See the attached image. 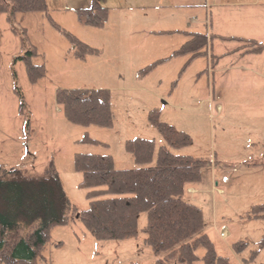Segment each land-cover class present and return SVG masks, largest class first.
<instances>
[{
	"label": "rangeland",
	"instance_id": "1",
	"mask_svg": "<svg viewBox=\"0 0 264 264\" xmlns=\"http://www.w3.org/2000/svg\"><path fill=\"white\" fill-rule=\"evenodd\" d=\"M76 1L48 0L47 10L81 40L99 48L98 52L84 56L76 53L73 42L51 23L45 11H17L10 18L8 12H0V164L34 174L57 172L68 198L80 211L89 206L90 198L88 188L80 184L82 173L75 167V153L111 154L118 168L138 166L125 148L126 140L141 136L154 138L157 145L166 143L149 117L150 110L158 108L161 120L193 137L182 150L170 148L205 158L207 168L219 169L217 182L220 181L224 193L202 191L195 199L203 209V230L213 240L217 252L227 256L230 264H264V248L252 256L264 232V217L247 215L254 203L264 202V110L259 113L258 101L253 104L260 99V95L256 97L261 92L260 84L242 77V68L235 67L230 58L222 63L231 68L229 75L218 81L209 72L213 60L208 62L209 67L203 65L205 55L195 59L183 79L180 76L190 62L185 67L186 60L175 64L181 58L168 62L181 55L160 61L141 73L147 65H141L145 58L163 54L170 46H180L185 35L171 36L168 29L155 31L158 35L136 37L146 30L145 26L134 28L127 35L132 21L119 14L146 11H127V5L117 7V3L104 28L93 26L75 10L79 7ZM204 6L195 7L202 10ZM232 8L229 6V10ZM186 9L167 5L154 11ZM213 10L215 22L219 20L221 6H214ZM123 24L125 31L121 33ZM260 38L264 43V30ZM210 39L211 35L208 53ZM30 49H36L32 62L44 66L43 74L35 82L31 81L25 62ZM260 52L255 60L264 63V48ZM202 66L209 71L201 74ZM196 69L199 74H194ZM222 87L224 93L220 94ZM59 88H108L112 125L70 121L56 99ZM218 104L224 105L221 116ZM260 160L263 165L251 170ZM206 167L202 170L201 185L209 189L211 180L205 176ZM146 223L147 212L141 211L135 235L99 239L75 217L67 224L52 227L51 239L42 252L44 258L38 256V264H153L164 253L157 255L145 242ZM224 228L232 235L224 237ZM236 241L247 243L236 251ZM203 252V247H199L198 253Z\"/></svg>",
	"mask_w": 264,
	"mask_h": 264
},
{
	"label": "trees",
	"instance_id": "2",
	"mask_svg": "<svg viewBox=\"0 0 264 264\" xmlns=\"http://www.w3.org/2000/svg\"><path fill=\"white\" fill-rule=\"evenodd\" d=\"M47 0H0V12L10 18L17 11H45L51 23L73 42L76 53L84 56L98 52L95 47L76 36L57 22L47 10ZM75 10L84 21L102 26L109 17V6L93 0L89 6ZM176 30H168L175 32ZM190 37L168 56L144 66L147 71L156 63L172 56L189 54L191 59L208 53L209 35L202 31H185ZM236 38L243 41L245 51L260 52L264 43L253 37ZM30 49L25 62L31 81L44 72V66L34 64ZM183 67V68H184ZM56 99L64 115L80 124L95 123L110 126L113 123L111 91L108 88H59ZM150 120L164 136L166 143L157 145L154 138L137 136L126 140V149L132 153L138 166L118 168L111 154L76 152L75 167L82 173L81 185L88 188L89 206L77 210L68 198L57 172L28 173L19 167L0 164V263L38 264L44 258L43 249L51 239V229L67 224L75 217L83 221L99 239H122L138 232L141 211L147 212L145 242L158 255L153 264H230L227 256L219 254L213 240L203 230L204 213L201 206L186 197L189 183L202 178L207 159L179 153L193 141L185 130L161 120L159 109L149 113ZM92 141L96 139L90 138ZM247 215L264 217V202L252 205ZM246 241L233 243L241 251ZM203 247V254L198 248ZM264 248V232L252 256Z\"/></svg>",
	"mask_w": 264,
	"mask_h": 264
},
{
	"label": "crops",
	"instance_id": "3",
	"mask_svg": "<svg viewBox=\"0 0 264 264\" xmlns=\"http://www.w3.org/2000/svg\"><path fill=\"white\" fill-rule=\"evenodd\" d=\"M92 0H77L75 5L77 6H88L90 5ZM101 4L109 6L110 13L108 19H110L112 10L114 8L115 3L118 4L117 7H123L127 5V11L129 9H133L136 11L137 9H144L146 12L138 14L137 12H126L120 13L122 16H129L132 21L130 27L131 31L126 32L127 35L132 34L134 28H140L142 26L146 27V30L143 31L141 35L137 34L136 37H145V36H153L156 34L155 31L158 30H176L172 32L171 36H183L185 35V40L190 37V34L185 31H202L206 32L208 35H211L210 39V50L211 53H207L205 55V59H202L204 66L209 67V61L213 60L214 65H212V70L208 71L212 72V77L224 78L229 75L230 67L222 64L225 60L231 59L232 64L243 70L241 74L242 77H249L251 82L260 84L261 92L256 95L258 97L260 95L259 100L253 101V104L257 102V106L259 107V113L264 110V63H259L255 60L256 56H260L261 52H250L245 51V48L242 46L243 41L236 38L235 36L240 37H253L261 41V36H263L264 30V0H98ZM203 1V2H201ZM48 2V0H47ZM89 3V4H88ZM198 4H204L202 7L204 9L201 10V7H195ZM167 5H175L181 6L184 8H188L185 11H171V12H156L154 10H161L162 7ZM221 6V13L219 15V20L213 21V14L215 10H213L214 6ZM229 6H233L232 9L229 10ZM112 9V10H111ZM141 15L144 17L141 18ZM145 20V21H143ZM106 23L102 25L100 28H104ZM123 32L125 31L124 24L122 25ZM178 34V35H177ZM158 35V34H156ZM150 39V38H149ZM174 39V37H173ZM179 45H173L168 47L163 54H157L154 57L145 58V61H142L141 65L148 64L149 62L158 59L159 57H165L171 54V52L176 49ZM190 57L189 54H183L179 57H172L168 62H170L173 58H181L178 59L180 61H176L175 64L179 65L181 62L188 60ZM200 57V56H198ZM196 57V58H198ZM190 60V64L188 68L183 72L180 76V79H183L186 76L187 71L194 66L195 59ZM201 67L202 73L207 71V68ZM181 68V67H180ZM200 69V68H199ZM199 69L193 70L194 74H199ZM204 71V72H203ZM207 71V72H208ZM179 79V80H180ZM220 94L224 93V87L219 91ZM257 99V98H256ZM250 102V100H249ZM191 108V107H190ZM224 105L218 104V114L221 116L223 114ZM264 125V123H263ZM264 145V144H263ZM182 148L179 149H183ZM263 154L261 159H264V148L262 149ZM180 153H188L187 151H182ZM246 161H244V164ZM255 167H252L251 170L256 171L261 165H263V161H258ZM208 166V165H207ZM209 167V166H208ZM229 167V164H228ZM207 168V167H206ZM224 168L220 169H225ZM217 168H207L205 176L211 180V186L207 189L205 186H202V179L197 182H192L188 184L186 190V197L191 201L195 202V199L200 197V193L202 191H210L211 193H224L223 188L219 187L220 181L217 182ZM209 175H212L211 177ZM264 183V181L262 182ZM262 203V202H257ZM256 204V203H254ZM253 204V205H254ZM227 229V228H224ZM228 235H232L228 230ZM226 237V236H224Z\"/></svg>",
	"mask_w": 264,
	"mask_h": 264
},
{
	"label": "built area",
	"instance_id": "4",
	"mask_svg": "<svg viewBox=\"0 0 264 264\" xmlns=\"http://www.w3.org/2000/svg\"><path fill=\"white\" fill-rule=\"evenodd\" d=\"M221 234L226 236V235H228V232H227V230L224 229V230L221 231Z\"/></svg>",
	"mask_w": 264,
	"mask_h": 264
}]
</instances>
